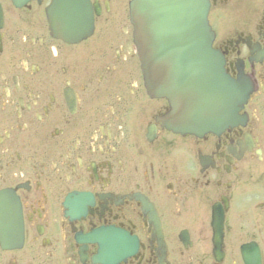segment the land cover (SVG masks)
Returning a JSON list of instances; mask_svg holds the SVG:
<instances>
[{"label":"flooded vegetation","instance_id":"af4514ba","mask_svg":"<svg viewBox=\"0 0 264 264\" xmlns=\"http://www.w3.org/2000/svg\"><path fill=\"white\" fill-rule=\"evenodd\" d=\"M134 1L0 0V264H264V0H205L207 132L147 93Z\"/></svg>","mask_w":264,"mask_h":264},{"label":"water","instance_id":"95a60500","mask_svg":"<svg viewBox=\"0 0 264 264\" xmlns=\"http://www.w3.org/2000/svg\"><path fill=\"white\" fill-rule=\"evenodd\" d=\"M65 5L66 10L49 9L47 15L53 33L69 39L73 35L68 33L75 28L77 18L74 11L67 10L69 3ZM207 14L205 0H136L131 6L145 87L150 96L175 99L178 106L188 107L186 122L171 124L180 130H215L225 119H215L214 102L221 109L220 104L224 108L238 100L231 94L237 84L226 79L212 51ZM244 99L240 98V103Z\"/></svg>","mask_w":264,"mask_h":264}]
</instances>
